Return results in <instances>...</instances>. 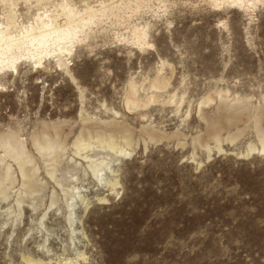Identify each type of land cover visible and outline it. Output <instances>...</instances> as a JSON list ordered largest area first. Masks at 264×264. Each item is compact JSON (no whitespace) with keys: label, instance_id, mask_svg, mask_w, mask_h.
<instances>
[{"label":"rangeland","instance_id":"obj_1","mask_svg":"<svg viewBox=\"0 0 264 264\" xmlns=\"http://www.w3.org/2000/svg\"><path fill=\"white\" fill-rule=\"evenodd\" d=\"M164 4L105 21L66 72L48 59L1 76L0 138L16 134L37 173L25 187L8 160L0 264H264V1ZM134 25L149 46L132 44ZM53 128L64 152L51 161L32 139ZM88 133L130 135L128 154L82 153L111 161L113 190L74 154Z\"/></svg>","mask_w":264,"mask_h":264},{"label":"bare ground","instance_id":"obj_2","mask_svg":"<svg viewBox=\"0 0 264 264\" xmlns=\"http://www.w3.org/2000/svg\"><path fill=\"white\" fill-rule=\"evenodd\" d=\"M79 1L82 8L78 6L79 4L74 3V0H0V86L2 75H18L23 64H28L34 69H40L48 59H52L56 66L58 65L61 70L66 72L68 70L67 61L72 56L75 48L80 43L88 40L89 36L94 33V29H98L105 21H112L111 23H113V20L118 23L124 21L126 25H129L131 17L142 12L144 8L157 7L155 3L158 4V9L166 6L164 4L165 0ZM263 1L209 0L215 8L220 6L233 7L242 11L250 9L249 7L256 8ZM25 8L26 13H23L22 10ZM145 28L146 26L139 27L137 25L131 28V39L134 46L139 48L149 46L148 34ZM153 87L154 89L157 88L154 85ZM88 134V139L81 135L76 138L73 143L74 154L88 160V168L93 177L113 190L116 183L104 178V171L111 161L109 163L105 160L97 162L87 155L83 156L82 153L93 149L97 145L103 149L107 148L115 154H128L125 147L130 143V135L124 134V146L122 147L112 134L96 133L95 136L91 133ZM32 144L51 161H54L58 151L64 152L58 128H53L52 135L44 132L42 135L34 137ZM0 150V192L5 196L2 189L3 185L7 182L12 184L16 180L13 168L8 160L17 165L22 184L25 187L35 177L37 170L34 167L29 168L32 161L28 156L24 142L16 134L1 137ZM53 168L55 169L54 166ZM48 174L52 179H55L53 171H48ZM58 185L61 186L60 183ZM73 191H76V189L74 188ZM78 195L79 193L73 192L69 196V224L73 223L75 203L78 200L83 202L82 197ZM16 202L17 205L21 204L19 200ZM37 264L41 263L37 261Z\"/></svg>","mask_w":264,"mask_h":264}]
</instances>
